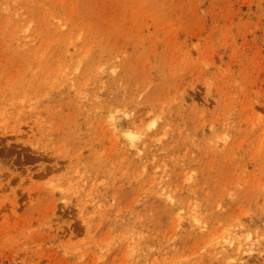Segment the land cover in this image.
<instances>
[{"label": "rangeland", "instance_id": "1", "mask_svg": "<svg viewBox=\"0 0 264 264\" xmlns=\"http://www.w3.org/2000/svg\"><path fill=\"white\" fill-rule=\"evenodd\" d=\"M0 264H264V0H0Z\"/></svg>", "mask_w": 264, "mask_h": 264}]
</instances>
